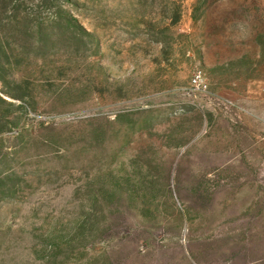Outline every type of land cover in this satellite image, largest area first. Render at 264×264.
Masks as SVG:
<instances>
[{"label": "rangeland", "instance_id": "rangeland-1", "mask_svg": "<svg viewBox=\"0 0 264 264\" xmlns=\"http://www.w3.org/2000/svg\"><path fill=\"white\" fill-rule=\"evenodd\" d=\"M0 264H264V0H0Z\"/></svg>", "mask_w": 264, "mask_h": 264}, {"label": "built area", "instance_id": "built-area-1", "mask_svg": "<svg viewBox=\"0 0 264 264\" xmlns=\"http://www.w3.org/2000/svg\"><path fill=\"white\" fill-rule=\"evenodd\" d=\"M191 86H193L199 90H205L206 84L204 83V79H203L200 71L194 72V74L191 78Z\"/></svg>", "mask_w": 264, "mask_h": 264}]
</instances>
